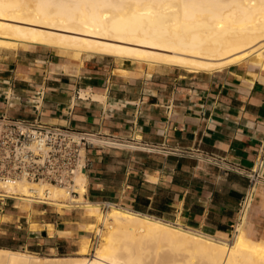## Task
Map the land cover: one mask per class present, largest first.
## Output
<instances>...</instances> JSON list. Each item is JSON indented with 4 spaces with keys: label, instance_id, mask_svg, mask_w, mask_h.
Instances as JSON below:
<instances>
[{
    "label": "crops",
    "instance_id": "obj_1",
    "mask_svg": "<svg viewBox=\"0 0 264 264\" xmlns=\"http://www.w3.org/2000/svg\"><path fill=\"white\" fill-rule=\"evenodd\" d=\"M39 90L36 112L28 100ZM1 115L140 145L87 149L84 198L226 239L248 183L229 167L250 168L264 134V66L245 60L211 72L150 69L101 55L80 61L34 44L0 47ZM2 200L0 246L77 251L84 235L77 211L39 204L25 211ZM30 222L51 223L53 230H33ZM244 225L248 236L264 241V189H257Z\"/></svg>",
    "mask_w": 264,
    "mask_h": 264
},
{
    "label": "bare ground",
    "instance_id": "obj_2",
    "mask_svg": "<svg viewBox=\"0 0 264 264\" xmlns=\"http://www.w3.org/2000/svg\"><path fill=\"white\" fill-rule=\"evenodd\" d=\"M29 44L80 61L101 55L150 69L165 65L211 72L245 60L261 67L264 0H0V47ZM86 182L85 172L75 174L73 196L66 187L44 181L0 179V197L19 200L25 211L32 202L59 210L81 206L94 219L83 227L97 237L90 253V240L82 236L78 256H41L0 246V264H264V241L248 236L247 213L223 239L113 203L103 212L99 202L84 198ZM41 227L53 230L51 223L30 222L33 230ZM163 248L182 252L185 259L161 256Z\"/></svg>",
    "mask_w": 264,
    "mask_h": 264
},
{
    "label": "built area",
    "instance_id": "obj_3",
    "mask_svg": "<svg viewBox=\"0 0 264 264\" xmlns=\"http://www.w3.org/2000/svg\"><path fill=\"white\" fill-rule=\"evenodd\" d=\"M43 91L39 90L28 102L35 111L43 99ZM10 96L5 95L6 103ZM71 97L67 107H74ZM122 141L100 133L76 130L64 125L49 124L39 119H14L0 116V179L14 180L25 178L32 181H44L60 185L76 196L74 176L85 172L89 167L86 150L93 147H121ZM137 145V144H135ZM135 146L132 148H138ZM231 169L241 171L248 179L247 187L238 202L236 220L251 208L258 188L264 189V134L259 139L258 149L248 169L242 170L234 165ZM47 204L46 202H39Z\"/></svg>",
    "mask_w": 264,
    "mask_h": 264
},
{
    "label": "rangeland",
    "instance_id": "obj_4",
    "mask_svg": "<svg viewBox=\"0 0 264 264\" xmlns=\"http://www.w3.org/2000/svg\"><path fill=\"white\" fill-rule=\"evenodd\" d=\"M3 200L2 201H6L8 205H11V204H15L18 208H21V204L19 203L20 201L17 200V199H13V198H9V197H4L2 198ZM36 204H39V205H43V206H50V207H54L56 208L58 211H60L55 205H51V204H42V203H39V202H32V205L31 207H35ZM20 205V206H19ZM61 209H66V210H75L77 211V213L79 215L82 216V221H83V224H82V228H83V233L84 235L83 236H86L89 240H90V243H91V247H90V253L93 251V246L96 245V241H97V237L95 235V232L93 230H86L83 225L86 223V222H92L94 219L93 217L91 216H86L85 213H84V208H82L81 206H73V207H62ZM101 209L103 212H105L107 209H108V205H101ZM0 220H6V218L4 216L0 217ZM232 236V232H230V234L228 235V238ZM82 236L79 237L78 239V242L80 240ZM20 249V248H19ZM20 250H25V249H20ZM28 251V250H27ZM164 251V253L162 252ZM161 251L160 255L161 256H165L166 258H172V259H178V260H184L185 259V255L182 253V252H178V253H173V254H169L170 252L167 250L166 251V248H163V250ZM31 252V251H30ZM37 255H41V256H68V255H71V256H78L79 253L76 251V252H71V253H57V254H48V253H36ZM154 253H150L149 255V260H152L154 259ZM90 256V255H88Z\"/></svg>",
    "mask_w": 264,
    "mask_h": 264
}]
</instances>
